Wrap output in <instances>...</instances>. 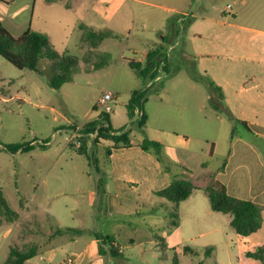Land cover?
<instances>
[{
    "label": "rangeland",
    "instance_id": "rangeland-1",
    "mask_svg": "<svg viewBox=\"0 0 264 264\" xmlns=\"http://www.w3.org/2000/svg\"><path fill=\"white\" fill-rule=\"evenodd\" d=\"M43 1L38 0L34 10L48 9ZM169 1L171 5L175 3L171 7L183 13L195 10L198 6L194 1ZM26 3L27 0H18L10 8L0 5V19L4 15L9 16L5 28L12 35H20L27 28L22 24L31 16V9L27 8ZM229 4L237 11L236 22L245 25L264 24V0H211L212 10H221ZM49 10L66 9L53 6ZM180 12L163 11L154 5H138L135 19L130 17L126 24L127 31L121 33L119 38L106 39L97 48V52H107L105 54L111 57L104 67L97 70L92 67L99 61L98 56L93 54L88 44L81 42V33L74 28L77 14L64 11L48 14L43 29L57 35V51H66L79 58L74 79L61 89L54 90L36 72L19 70L0 56V142L41 145L49 142L48 148L52 146L51 152H55L72 138V132L66 128L69 122L84 124L92 114H107L113 129H123L130 125L135 137L147 138L145 132L138 128L137 122L130 123L127 109L132 93L145 90L148 98L145 106L151 116L149 130L153 135L161 139L174 132L189 136L188 142L182 140L175 148L169 146L168 140L160 142L163 144L160 156L163 162L178 169L182 161H187L193 169L192 176L180 177L191 179L197 186L202 181L200 173L205 172L209 184L220 180L228 186L232 195L249 198L251 192L244 190L242 169L246 166L250 170V165H255L256 155L255 151L247 150L244 162L241 160V149H249L253 145L262 161L264 146L262 143L241 142L239 137L232 136L233 131L238 135L244 134V128L228 114L215 110L211 98L213 91L206 81L209 76H205L202 70L201 36L198 33L203 25L197 18L176 23V19L184 15ZM160 13L172 17L174 22L164 20ZM193 25H197L196 32L189 29ZM164 32L170 33L168 39L172 40L170 45H174L173 50L169 52L168 46L164 52L168 63L171 56H174L173 65L169 66L166 76L157 80L145 79L130 66V61H142L140 63L145 64V53L149 51L145 40L136 36L156 40ZM50 64L49 60H41L38 67L45 70ZM106 92L116 96L110 113L97 107ZM43 150L37 147L20 154L0 151V187L4 189L10 206L19 213L24 211L25 204L29 206L27 215H21L11 223L4 221L0 226V264L6 262L12 248L26 251L36 246L38 257L34 262L38 258L39 264H62L70 253L65 245L55 247L54 254H44L51 241L48 238L52 229L51 222L37 203L30 202L33 187H38L39 195L42 192L43 163L39 154ZM67 150L72 149L67 146ZM226 162L227 167L224 166ZM204 189L197 186L189 200L192 205L189 206L188 201L179 209L185 219L183 227L178 228L171 237L165 236L163 240H158V246L146 247L147 256L151 260L144 264H173L175 254H178V264H250L255 260L246 257L244 252L255 244L256 238L246 240L248 244L244 243L230 226L231 215L211 209ZM260 206L264 225V204ZM195 212L198 220H195ZM201 231L205 233L201 235ZM161 235L164 237V234ZM256 236L260 237L256 243L264 244V231ZM159 243L165 245V250L161 249ZM185 246L191 247L194 253H182ZM207 250L211 252L207 254ZM155 254L158 257H154ZM131 257L134 259L135 255Z\"/></svg>",
    "mask_w": 264,
    "mask_h": 264
},
{
    "label": "crops",
    "instance_id": "crops-1",
    "mask_svg": "<svg viewBox=\"0 0 264 264\" xmlns=\"http://www.w3.org/2000/svg\"><path fill=\"white\" fill-rule=\"evenodd\" d=\"M37 1L27 0L26 5L31 9V16L22 24L27 26L26 30L31 27L37 32L48 35L55 48L57 35L50 34L43 28L48 14H57V11L77 14L74 28L80 33L79 26L85 24L99 30L110 29L115 34L113 39L119 38L121 33L127 31L126 24L130 17L135 19V10L138 5H154L163 11L180 12L175 7H171L175 3L171 5L169 0H68L66 2L58 0L54 3H47L44 0L43 2L49 8L34 10ZM189 1H194L198 6L195 10L180 12L179 14L185 15L184 20H181L182 16H180L176 19V23L197 18L203 25L198 33L201 36L202 70L205 76H209L206 80L208 84L213 83L220 89L217 91L215 87L210 86L213 91L211 98L214 108L216 102L223 103L228 112L226 114L235 120L234 122H240L238 124L244 128V134L238 135L234 132L232 136L239 137L241 142L262 143L264 146V24L245 25L236 22L238 20L237 11L231 4L221 10H212L211 0H205L202 4L203 0H187ZM17 2L18 0L10 3L0 1V5L10 8ZM66 4L70 7L67 8ZM53 6H62L66 10H49ZM228 6L231 8L228 9ZM160 15L164 20L174 22L172 17L163 16L161 13ZM8 17L4 15L0 19L4 27ZM12 23L15 24L14 21ZM174 27L176 28V24ZM196 27L197 25H193L189 29L192 28V31H195ZM169 35V32H164L156 40L143 36L136 37L145 40L149 51L162 47L163 52H166L172 42L168 39ZM172 56L169 66L173 65L174 56ZM144 110L148 117L145 127L148 139L159 143L168 140L169 146L174 148L181 144L182 140L188 142L189 136L186 133L182 136L177 132L169 133L162 139L155 137L149 130L151 116L146 106ZM99 117V114L97 116L92 114L86 123L97 121ZM135 122L130 119L131 124ZM84 124L76 125L69 122L66 128L71 132L81 129ZM123 129L130 131L131 146L129 147L116 146L113 141L105 139H101L96 145L89 144L87 153L93 156L95 164H92L86 155L80 154L76 148H72L70 141L55 152H51L52 146L48 148L49 142L44 145L45 150L39 154L43 163L41 167L42 192L39 195L38 187L35 186L30 197V202L37 203L38 208L47 213L51 222V234L50 237L48 236L51 241L44 254H54L55 247L66 245L70 251L67 258L73 257V264H104L99 253V241L95 238V234H102L115 239L116 245L128 258L126 264L150 263L151 259L147 256L146 247L158 246V240H163L165 236L166 238L171 237L178 228L183 227L185 219L179 209L183 204L188 203L192 195L177 206L160 196L159 192L167 188L174 179H188L180 175L192 176L191 165L187 161H182L178 169L167 166L161 159V154L159 156L155 152H147L141 148L145 136L135 137L130 125ZM67 146L73 151L67 150ZM247 150L255 151L256 155L255 165H250V170H247L246 166L242 169L244 190L251 192V196L238 198L252 200L261 205L264 204V157L261 161L255 147L250 145L249 149L245 147L241 149V160L244 162ZM20 153L22 152L16 154ZM262 155L264 156V153ZM227 165L226 162L224 166L227 167ZM200 179L202 181L197 186L206 188L209 185L207 174L201 172ZM194 186L196 189L197 186ZM191 205L192 201H189V206ZM28 208L29 206L25 204L20 216L27 215ZM176 210L179 215V224L173 225L171 222ZM194 217L195 220L199 219L196 212ZM68 229H78L82 233L75 235L61 231ZM262 231H264V225L257 233ZM204 233L201 231V235ZM257 233L245 239L237 235L247 244V241L256 238L255 244L246 249L244 255L247 251H253L256 247L264 245L256 243L260 238L256 236ZM161 234H164V237ZM159 245L162 250H165L164 244L159 243ZM177 250L179 253V249ZM131 255H135V258L133 259ZM36 257L38 256L28 260L25 264H39L38 258L37 262H34ZM154 257L158 255L155 254ZM250 264L261 263L253 260Z\"/></svg>",
    "mask_w": 264,
    "mask_h": 264
},
{
    "label": "trees",
    "instance_id": "trees-1",
    "mask_svg": "<svg viewBox=\"0 0 264 264\" xmlns=\"http://www.w3.org/2000/svg\"><path fill=\"white\" fill-rule=\"evenodd\" d=\"M3 2H13L14 0H0ZM58 0H46L47 3H54ZM69 8L70 5L66 4ZM81 30V42L88 44L91 47L93 54L98 56L99 61L95 62L93 69H101L111 59L109 54L97 52V48L109 38H115V34L110 29H95L85 24L79 26ZM0 56L6 61L14 65L19 70H31L43 77L48 86L54 90H59L66 83L72 82L79 64V58L71 56L67 53H59L50 37L46 34L37 32L29 27L20 35H12L0 21ZM41 60H49L51 64L45 70L39 69ZM165 61V71L169 73V63L163 52V48L159 47L148 52L145 64L140 62L130 61V66L136 73L147 79L155 80L158 76V67L161 62ZM210 86L217 91L220 89L210 83ZM222 98V96H221ZM148 101L145 90H136L132 93L131 99L127 104L128 114L130 119L135 116V110L138 108L143 111L142 116L137 121L138 128L144 133L148 120L144 107ZM215 109L223 113H228L225 106L221 102L215 103ZM240 123V122H238ZM242 125H245L242 123ZM99 129L97 130V128ZM98 131L97 137L89 141L83 139L82 146L76 148L70 144L72 148L83 155H86L92 164H95L93 156L87 153L89 144L96 145L101 139L111 140L116 146H131V137L129 130H114L110 123V118L107 114H102L97 121L86 123L82 126L81 131L84 134ZM234 133V131H233ZM232 133V134H233ZM0 151L4 150L12 154L18 152L26 153L34 148H43L44 145L39 143H13L3 144L0 142ZM162 144L154 140L145 138L141 143V148L144 151L155 152L156 155L161 154ZM226 165V163L224 164ZM195 190V186L188 179H174L172 183L159 192L160 196L165 197L177 206L188 199ZM205 192L209 198L211 209L215 212L229 214L232 219L230 226L232 230L242 239L248 238L257 233L262 228V208L259 204L252 200L241 199L229 193L228 187L219 180L212 181L206 188ZM20 217V213L14 210L6 197L4 190L0 187V226L4 221L14 222ZM173 225L179 224V215L177 210L173 213ZM62 232H70L79 235L82 231L78 229L61 230ZM95 238L99 241V253L104 264H126L127 256L116 245V241L111 236L95 234ZM163 248V246H162ZM37 247L33 246L26 251H21L18 248H12L8 258L3 264H25L28 260L37 256ZM185 254H193L194 250L185 246L183 248ZM207 250V254L210 253ZM246 257L258 260L264 264V245L256 247L253 251H247ZM179 258L177 254L173 257V264H178Z\"/></svg>",
    "mask_w": 264,
    "mask_h": 264
},
{
    "label": "built area",
    "instance_id": "built-area-1",
    "mask_svg": "<svg viewBox=\"0 0 264 264\" xmlns=\"http://www.w3.org/2000/svg\"><path fill=\"white\" fill-rule=\"evenodd\" d=\"M231 6H228V9H230ZM185 15L182 16L181 20H184ZM174 45H171L168 49L169 52L173 50ZM165 66L166 62L162 61L160 66L158 67V76L155 80L161 78L162 76H166L167 72L165 71ZM115 94L111 92H106L103 97L98 101L97 107H102L105 111V113H110L112 112V102L115 100ZM142 116V111L140 109L135 110V116L133 118V122L138 121L139 118ZM99 127L97 128V130ZM94 131L93 133L89 134H84L81 129H75L72 130V138L70 140V144L74 145L76 148H79L82 146L83 139H88L90 138L91 140H94L97 135L98 131ZM74 263V258L73 257H68L67 259L64 260L63 264H73Z\"/></svg>",
    "mask_w": 264,
    "mask_h": 264
}]
</instances>
